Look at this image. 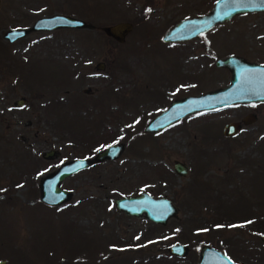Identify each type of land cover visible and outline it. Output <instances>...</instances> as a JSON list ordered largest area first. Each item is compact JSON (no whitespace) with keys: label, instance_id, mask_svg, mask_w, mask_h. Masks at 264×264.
<instances>
[{"label":"rangeland","instance_id":"374dc122","mask_svg":"<svg viewBox=\"0 0 264 264\" xmlns=\"http://www.w3.org/2000/svg\"><path fill=\"white\" fill-rule=\"evenodd\" d=\"M213 2L1 0L0 259L6 264H196L203 243L238 264H264V102L197 111L163 130H144L172 98L226 85L229 71L215 65L217 57L233 53L264 63V11L237 14L188 40H162L174 22ZM53 12L90 26L3 37ZM121 20L133 27L117 42L102 26ZM21 96L26 102L15 106ZM250 111L257 114L253 123L223 135L225 122ZM114 142L123 143L117 158L63 179L68 200H41L44 175ZM48 149L57 155L44 158ZM175 159L187 165L185 175L175 172ZM139 191L170 198L177 214L160 224L115 207L113 198ZM250 209L249 221L227 222ZM174 242L188 246L184 256L169 252Z\"/></svg>","mask_w":264,"mask_h":264},{"label":"water","instance_id":"95a60500","mask_svg":"<svg viewBox=\"0 0 264 264\" xmlns=\"http://www.w3.org/2000/svg\"><path fill=\"white\" fill-rule=\"evenodd\" d=\"M1 2V0H0ZM264 11V0H214L211 7L203 13L186 16L174 22L162 35L166 42H176L191 39L202 34L219 23L233 16L248 12ZM90 26L80 17L70 14L53 12L43 14L33 20L30 26L8 28L3 37L8 41L25 36L31 30H52L56 28H80ZM133 27L130 21H117L102 26L103 32L123 42ZM215 65L229 71V81L226 85L203 91L199 94H187L172 98L164 109L154 115L146 123L144 130L157 132L170 126L177 120L197 111H208L227 107L238 103L264 102V63L248 60L238 54H227L215 59ZM99 62L97 68H103ZM84 91L90 92V88ZM26 102L24 96L13 101L16 106ZM257 118L255 112H247L238 120L224 123L222 133L225 136L236 135L245 125L253 123ZM123 150V143L114 142L105 145L91 157H74L62 161L54 170L44 175L40 181V198L48 204H57L68 200L71 192L61 187L64 178L89 167L95 161L117 158ZM57 155L56 149H48L42 153L44 158ZM174 170L179 175L187 173V165L178 159L174 160ZM115 207L133 216L145 217L150 221L165 224L177 214L178 208L166 196H154L147 191H139L133 195H123L113 198ZM264 243V234L260 235ZM185 243L174 242L168 250L172 254L184 256L188 251ZM0 264L6 261L0 259ZM196 264H238L223 250L209 244L200 245Z\"/></svg>","mask_w":264,"mask_h":264},{"label":"trees","instance_id":"16d2710c","mask_svg":"<svg viewBox=\"0 0 264 264\" xmlns=\"http://www.w3.org/2000/svg\"><path fill=\"white\" fill-rule=\"evenodd\" d=\"M148 12H149V9L147 8V7H145L144 9H143V11H142V13H143V15H144V17L145 16H147L148 15ZM76 118V117H75ZM261 144V146H264V142L262 141V143H260ZM257 171H260V169L259 170H257ZM200 189H203V184H201V187H200ZM200 189H198L197 187L196 188H194V190H196V191H198V190H200ZM195 191V192H196ZM213 192H214V189L213 190H211L210 191V194H213ZM213 196H215V197H217V198H219L220 199V196H218L217 194H213ZM223 199V198H222ZM245 202V201H244ZM244 202H242V204L244 203ZM251 201H249L248 202V204H251V205H253L252 203H250ZM247 204V203H246ZM217 208V207H216ZM223 208H226V207H223ZM225 212H227L226 210H224ZM224 214V213H223ZM255 215V212L253 211V209L251 210H249V212L247 211L245 214H243L242 216H238V217H232V218H229V219H227V222H231V223H235V222H247V221H249L251 218H253V216ZM232 254V253H231ZM233 256V255H232ZM262 259H263V257H262ZM240 261V260H239ZM244 262H247V263H250V264H254L253 262L251 263L250 261H246V260H243ZM243 261H240V262H243ZM260 263H263L262 261H260L258 264H260Z\"/></svg>","mask_w":264,"mask_h":264},{"label":"snow or ice","instance_id":"6c2138e0","mask_svg":"<svg viewBox=\"0 0 264 264\" xmlns=\"http://www.w3.org/2000/svg\"><path fill=\"white\" fill-rule=\"evenodd\" d=\"M149 11H150V9H149ZM249 223H250V222H249ZM217 227H221V226L218 225ZM230 227H235V226H230Z\"/></svg>","mask_w":264,"mask_h":264},{"label":"flooded vegetation","instance_id":"af4514ba","mask_svg":"<svg viewBox=\"0 0 264 264\" xmlns=\"http://www.w3.org/2000/svg\"><path fill=\"white\" fill-rule=\"evenodd\" d=\"M16 40V39H15ZM14 41V40H13ZM25 97V96H24ZM25 99H26V97H25ZM16 106V105H15Z\"/></svg>","mask_w":264,"mask_h":264}]
</instances>
